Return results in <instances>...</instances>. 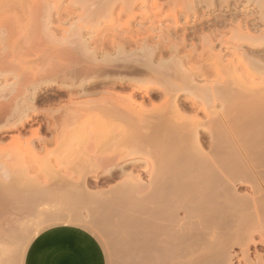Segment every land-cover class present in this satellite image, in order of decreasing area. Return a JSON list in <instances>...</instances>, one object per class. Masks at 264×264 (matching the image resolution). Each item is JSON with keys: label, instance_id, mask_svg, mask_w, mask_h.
I'll return each mask as SVG.
<instances>
[{"label": "bare ground", "instance_id": "bare-ground-1", "mask_svg": "<svg viewBox=\"0 0 264 264\" xmlns=\"http://www.w3.org/2000/svg\"><path fill=\"white\" fill-rule=\"evenodd\" d=\"M121 1L118 5L116 0H77L81 11L50 0H35L32 4L20 1L16 5L10 1L0 5L6 7L4 11L8 17L4 27L1 25L0 44L4 45L16 30H24L29 36V40L24 41L29 45L27 51L20 47V53L13 50L11 55L5 53L7 55L0 58V76L13 73L18 78L8 83L6 77L0 83V130H19L12 141L19 140L23 128L35 120V115L48 112L51 123L47 121L49 126L46 127L53 131L57 140L60 136L76 137V133L83 131L94 142L101 135L111 141L105 138L110 143L109 148H98L96 152H93L96 149L78 150L74 143L77 152L72 147L74 150L69 154L71 159L73 157L69 159L72 166L64 176H59L67 177V181L57 187L60 192L56 187L51 188L59 195L61 191L66 192L60 196L69 194L86 202L95 193L96 207L101 213L99 221L109 228L114 225L113 230L110 228L112 232L109 230L112 236L118 238L122 231L129 236L126 248L131 259L126 264H264L263 254L255 250V257L251 258L250 253L252 242L264 245V229L254 230L253 226L243 225L249 216L238 209H230L232 203L241 205L244 202V207L246 202L236 193V185L230 179V173L238 177L245 167L241 162L230 161L228 116H220L219 132L222 133L216 139L207 127L208 123L212 125L211 118L205 123V119L198 118L197 112H182L196 111L200 100L207 105L208 101L219 99L226 107L225 101L230 95H235L232 96L235 99L246 94L247 90L234 86L233 77L239 78L242 73L235 74L236 67L225 59V49L215 51L217 46L229 43L222 37V28L227 22L225 25L219 19L195 29L213 18L200 14L202 5L199 3L189 7L194 18H186L183 22L176 13L163 15L164 8L159 0ZM125 15L128 17L123 20ZM250 24L238 21L235 28L256 43L264 35L251 33ZM195 39L201 42L200 51ZM15 43L17 45V41ZM189 45L192 48L188 49ZM30 54L41 62L30 75L22 77L17 69ZM209 59L214 60L222 81L218 82L217 76L212 80L217 81V85L211 81L208 86L210 83L206 81L208 85L205 82V87H201L198 79L206 76ZM257 65L251 67L255 69ZM116 73L132 77L113 75ZM105 86L131 91L126 94L112 89L105 94L99 92V88ZM99 93H102L100 98ZM139 93L140 103L136 98ZM180 93L189 96L179 102ZM63 95L68 96L66 105L47 109L37 105L41 99L48 102L55 97L61 99ZM75 96L88 98L76 101ZM153 97H163V104L146 107L145 100ZM204 104L201 103L203 109L206 108ZM39 126L32 128L34 137L40 133ZM259 133L264 139V129ZM72 136L69 137L73 139ZM207 137L215 140L209 145L210 151H204L202 145ZM42 141L44 145L48 143ZM35 148L29 146L27 152L36 154ZM74 152L75 156L78 154L75 158ZM22 155V151L18 154L9 151L5 157H11L0 158L3 189H13L7 182L12 176H16L14 181L22 178L21 174L29 176L31 164H24ZM59 172L61 170L57 169V175ZM92 176L99 181L121 180L113 186L108 183V189L92 191L89 188ZM40 185L34 184L29 189L37 193L50 189ZM81 221L89 223L83 218ZM254 233L260 234L259 240ZM122 253L126 255L125 251Z\"/></svg>", "mask_w": 264, "mask_h": 264}, {"label": "rangeland", "instance_id": "rangeland-1", "mask_svg": "<svg viewBox=\"0 0 264 264\" xmlns=\"http://www.w3.org/2000/svg\"><path fill=\"white\" fill-rule=\"evenodd\" d=\"M10 1L12 3H15L16 5V3L19 4L20 1H25V3L27 1V4L30 3L32 4V2L35 0H0V5L2 6L11 3ZM37 1L39 2L42 0H37ZM50 1H52V3L54 4L60 2V4L64 7L71 6L72 8H75L76 10L79 9L78 11H81V8H79L78 6L79 4L77 3V0H50ZM94 1H98V0H94ZM119 1L121 0H116L115 4H117ZM149 1H154V0H149ZM159 2L162 4L164 8L162 12L164 13L163 15L167 13H176L177 15H180L179 17L183 22L186 20V18H189V20L194 18L193 17L194 12L189 7L192 4H196V3L201 4L202 6L199 5L202 7L200 14L204 15V17L210 15L213 18L212 20L206 21L204 24H199L198 26H196L197 28L195 27V29H200V27L207 26L208 23L212 24L219 19H222L225 22V25L227 22L226 27L223 26L224 28H222V31H224L225 33V34L223 33L222 37L225 38L226 41H229V43L227 42L225 46H221V45L217 46L215 48V51L219 50V48L225 49L224 50L225 59L230 60L232 64L236 67L235 69L237 72L235 74L241 75L242 73V76H239V78L233 77L234 81L236 82V83L234 82L235 83L234 86L236 87L239 86L245 92L247 90V92L243 98H239L236 96L238 99L236 97L235 99L234 97L232 98V96L235 95L232 96L230 95L231 99L229 98L230 97L229 96L228 99H226L225 101L226 107L223 106L224 105L223 102H222L223 105L221 104L219 99L215 101L210 100L208 101L209 104L207 105H205L207 102L205 103L203 102V100H200V102L202 101L201 102L202 104L205 103L204 104L206 107L205 109L201 107V103H200L198 108L200 109L199 111L198 109L196 111L193 110L191 111L188 109V110H182V112H197V114H199L198 118L201 117L202 120L205 119L204 120L205 123H208L206 122V120L208 121V119L211 118L210 119L211 121L209 122H212V125L210 124L211 125L210 126L208 123L207 127L208 128L210 127L209 128L210 131L212 130L214 132L212 133L213 135L215 134L216 139L218 138V136H220L219 133H222L219 132L220 126L218 120L220 116H225V117L228 116L229 130L227 131V142L229 147V158L231 159L229 160L232 162L235 161L237 163L241 162V164L245 167L242 174L238 177L236 173L235 174L230 173V175L232 176V178L230 177V179L231 181H234L232 183L233 184L235 183L236 185L235 186L236 193L241 196V199H245L244 201L246 202L244 207L242 205L244 204V202H242L241 205L240 203H232L230 204V209H238L243 214L245 213L247 216H249L245 218L246 221L243 225L251 226V227L253 226L254 230L264 229V225L262 223V218H261L264 215L263 213H261L264 212V151H263L264 139L260 137V134L262 133H259V130L264 129V36L258 42L256 43L254 42L255 43L254 44L253 40L248 38L246 34L244 35L242 33L239 34L237 29L235 28L238 21H241L242 24L251 23L250 24L251 33H254L255 35H264V0H159ZM0 8H2L4 11L6 7H0ZM2 9H0V13H2L0 14V32L2 30L1 28L4 27V24L7 22L5 21V19L8 18L6 11L3 12ZM138 10L139 9H137V11ZM127 17L128 16L125 15L123 16L122 19L125 20ZM11 23H13V20L11 21ZM181 31L180 33H182ZM6 34L8 33L6 32ZM2 36L6 37L5 33H2ZM27 36L28 34L26 31L16 30L14 32V35L9 37L7 41H5L6 44L5 42L4 45L2 43L0 44V46H2L0 48V58L1 56L3 57L5 53L7 54L9 53L8 55H11V53L14 52L13 50L18 51V53H20L21 49L27 51L26 49L29 47V45H27L28 44L27 42H24ZM195 40L197 41V42L195 41L198 47L197 49L198 51H200L202 49L201 42L199 41V39H195ZM16 41H17V45L15 43ZM19 48L20 50H18ZM190 48H192L191 45H189L188 49ZM29 57L27 58L28 60L30 59L29 62H27L28 60L26 59L25 63L23 62L24 64L21 63L22 66L21 64H19L21 67L19 66V68L17 69L18 72L16 71L18 74L20 73L19 75H22V77L26 75H30L34 70L37 69L38 67L37 65L39 64L38 62H41L38 61L37 60L38 57H36L33 54H30ZM209 62L206 61L207 65L205 68L207 70V71L205 70V74L207 77L203 76L202 78L198 79V84L201 85V87L202 85L203 87H205L204 85L206 81L210 83L212 80H216L217 76H218V82L222 81V79L219 80V71H218V67L213 63L214 60L210 61L209 59ZM255 63H257L258 65L255 69H253L251 66L252 65L254 66ZM213 66L215 67V70L213 69ZM120 74L121 73L119 74L116 73L113 75L115 76L119 75L118 77L126 76V78L128 76L129 77L131 76L127 74H121L122 76H120ZM14 76L15 75L13 73L8 74L6 76L7 78L5 76H0V83L5 81L6 79L8 83H13L18 81V78H16L17 76L15 77ZM208 82H206V85H208ZM215 82L217 83V81L214 82L212 81L213 85H217L215 84ZM212 83H210L208 86H210ZM102 88H99L100 90L99 92H102L104 94L108 89H112L113 92L116 91L117 93L121 92V94H126L131 91V90L129 91V89L123 90L122 88L119 87L117 88L114 87L116 89H114L113 87L109 88L107 86H105L103 89ZM51 92H55V91L51 90ZM102 93L97 94L98 97L101 96L100 94ZM42 94L41 97H44L43 96L44 94L43 95ZM97 95H95L96 99H98ZM179 96L180 99L178 101L182 102V100H185L187 96H189V94L187 95L186 93L184 94L180 93ZM62 97L64 99H62ZM82 97L75 96V100L83 99ZM93 97L94 96H92V98ZM136 98L138 103H140L142 99L141 94L139 93L136 96ZM159 98L160 100H158ZM159 98L157 97L156 98L153 97V99L147 98L145 100L146 107L153 108V106L155 107V105L158 106L162 105L164 102L163 101L164 98L163 97H162L163 99L161 97ZM67 103H68V96L63 95L61 96V99L59 97L58 98L55 97V99L53 98L48 102H43V100L41 99L40 101L37 102V105L40 106V108L42 109H47L49 107L51 108L60 107V105L63 106V104L66 105ZM206 112L208 113L206 114ZM47 114L48 112L46 113L41 112L35 115L34 119L37 122L33 120L32 122L27 123L21 132L22 136L19 140L12 141L13 137L19 134L18 133L19 130L17 129L0 130V147H3L2 145H4L5 148L4 149L5 151L0 148V158H3L5 160L8 159V157H11V156L5 157L9 153V151H12L17 154L19 151H22V154L25 157V158L23 157L25 160V161L23 160L24 161L23 163L28 166L29 164H31L29 166L31 168L28 167L29 168V174H28L29 176L27 177L28 179L25 176H23V174H21L22 178H18L15 181L13 179L16 176L15 177L12 176V179L8 178L10 181L7 180V182L11 183L10 185H12L13 189L5 190L3 189V186L0 183V260H1L0 264L1 263L24 264L25 255L32 240L45 229L62 224H73V225L81 226L92 232L98 238V240L101 242L104 248L105 255L107 258V264H126L129 261L128 259H131L130 258L131 254L130 253L127 254V248H126V246L129 243L128 240L129 236L126 233H123L122 231L120 234L121 236H118V238H116L114 237V235L112 236L111 234L114 225H112L113 227H110L112 229L110 230L109 225H105L104 223L99 221L100 218L99 216L101 215V213L97 210L96 207V204H98V200H96L95 193L92 194L91 196L92 199H90L89 202H86L85 199L78 198L76 196H71L69 194H68L69 197L67 196V194L63 195L65 197L60 196L66 192L61 191V194L59 195L57 194L56 191L58 190L57 187L60 185V183H65L68 179L67 177H64V179H62L60 178L61 177L60 175L64 176L65 171L69 170L68 168L72 166V164L71 166L69 165L70 164L69 159H71V156L69 154L71 151L73 152V150L77 148L78 150L83 149L84 152L87 150L91 151L92 149H96L95 151H93L96 152L98 150L105 149L106 147H108V144L110 146V143H108L110 140L107 139V137L105 136L103 138V135H101L102 137L101 136L100 137L102 138V140H100L101 138H98V141L100 143L97 140L94 142L91 140L92 138L88 139L90 138V135L87 138L86 132L80 131L78 132L79 134L76 133L75 135L76 137H74V135L73 136L69 135L74 137L73 139H71L68 135L66 136L65 135L66 133H64L63 135L66 136L65 138H60L61 134H59L60 136L59 140L61 139L59 141L57 140L58 138L55 137V134L52 133L53 131L47 130L48 128L46 126H49L48 122L51 123V119H49ZM208 114L210 117L207 116ZM38 123L41 124V126H39ZM38 126L41 127L39 133L41 139L39 138V135L38 137L33 136L32 130L37 128ZM54 137L56 138V140L54 139ZM105 138L109 141L107 142ZM42 140H44V142L46 140L48 141V143L45 142L46 145H44ZM211 141L215 142V140L214 139L212 140V138L210 137H207V139L206 138L203 139L202 145L204 151L205 149L208 151L211 150V147L209 148V145L212 144ZM30 142L33 143V145H31ZM96 142L100 145H98ZM29 146L36 147L35 148L36 154L34 153L31 154V152L29 153L27 152ZM83 146L85 147V149ZM72 147L74 149H72ZM77 149L75 150L76 152ZM74 154L75 152L73 153V156L75 158L78 154L76 153L77 154L76 156ZM9 164L11 163L9 162ZM57 169L61 170V172H59L58 175L56 173ZM143 176L145 177V179L147 178L146 174ZM18 177H20V175ZM21 179L24 180L22 181ZM32 179H34V181ZM119 179L120 178L111 180L112 182L111 181L108 182L105 179H102L100 181L96 179L94 180V177L92 176V179H90L89 181V188H91L92 191L99 189L105 190L109 188V184L110 185L112 184L113 186L114 184L117 183V181H119ZM34 184L36 185L41 184L40 186H42L44 189H46V187H50L51 190L48 189L47 191L45 190L43 193L40 192L37 193V190L34 191L29 189ZM17 187H19L20 190ZM51 187L52 188L56 187L57 189L54 191L52 190ZM14 188H16V190ZM24 188L28 189L29 191ZM51 191L54 193L51 194ZM58 192H60V190H58ZM253 197L255 198L254 199L255 201L252 200ZM256 197L257 199L259 198L258 199L259 201H257ZM260 214H262V216H260ZM82 218L88 220L89 223L83 224L81 221ZM255 219H257V221H255ZM107 226L108 228H106ZM254 234L255 237L259 240L260 234L259 233H254ZM116 242H120V243L117 244ZM119 245L121 246L120 248ZM236 249L239 250L238 248ZM255 250L259 251L264 256V245H260V244L254 245L252 242L251 250H250L251 258L255 257ZM123 251L126 252V255L122 253Z\"/></svg>", "mask_w": 264, "mask_h": 264}, {"label": "crops", "instance_id": "crops-1", "mask_svg": "<svg viewBox=\"0 0 264 264\" xmlns=\"http://www.w3.org/2000/svg\"><path fill=\"white\" fill-rule=\"evenodd\" d=\"M24 264H107V258L92 232L62 224L45 229L32 240Z\"/></svg>", "mask_w": 264, "mask_h": 264}]
</instances>
